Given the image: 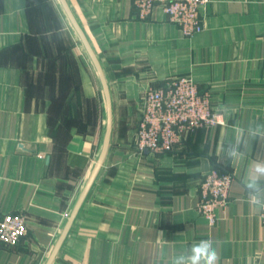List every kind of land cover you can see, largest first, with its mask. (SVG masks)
<instances>
[{"label": "crops", "instance_id": "1", "mask_svg": "<svg viewBox=\"0 0 264 264\" xmlns=\"http://www.w3.org/2000/svg\"><path fill=\"white\" fill-rule=\"evenodd\" d=\"M200 18L184 36L160 5L140 18L133 0H0V217L27 224L0 264H172L201 239L219 264H264L243 188L264 161L263 134L248 139L264 122V0H209ZM179 76L216 122L139 152L142 94ZM213 167L233 179L210 224L198 202Z\"/></svg>", "mask_w": 264, "mask_h": 264}, {"label": "built area", "instance_id": "2", "mask_svg": "<svg viewBox=\"0 0 264 264\" xmlns=\"http://www.w3.org/2000/svg\"><path fill=\"white\" fill-rule=\"evenodd\" d=\"M209 0H133L140 18L149 16L160 5L169 20L183 35L201 30L200 7ZM216 122L208 95H200L190 76H179L164 86L149 88L142 99L141 116L136 130L139 152H168L181 141L184 132ZM264 141V134H263ZM233 175L221 167H213L199 186L198 211L210 223L217 219V210L228 203ZM264 226V214H260ZM22 214L5 213L0 217V249L14 247L26 234Z\"/></svg>", "mask_w": 264, "mask_h": 264}, {"label": "clouds", "instance_id": "3", "mask_svg": "<svg viewBox=\"0 0 264 264\" xmlns=\"http://www.w3.org/2000/svg\"><path fill=\"white\" fill-rule=\"evenodd\" d=\"M254 129V130H251ZM264 130V122H252L248 139H252ZM248 142L243 137L242 131L236 136L235 143H229L226 152L230 158L242 154V148ZM243 188L247 194L248 203L260 214H264V161H255L249 174L243 181ZM219 253L215 241L201 239L191 245L185 253L175 257L172 264H219Z\"/></svg>", "mask_w": 264, "mask_h": 264}, {"label": "rangeland", "instance_id": "4", "mask_svg": "<svg viewBox=\"0 0 264 264\" xmlns=\"http://www.w3.org/2000/svg\"><path fill=\"white\" fill-rule=\"evenodd\" d=\"M206 4V3H205ZM201 25H202V20H201ZM179 28V27H178ZM180 29V28H179ZM202 29V28H201ZM200 31V30H199ZM198 32V31H197ZM195 33V32H194ZM193 34V33H192ZM184 36H189V35H184ZM169 81H171V80H169ZM150 88H155V87H150ZM149 89V88H148ZM147 90V89H146ZM144 93H145V91H144ZM144 93L142 94V96H141V100H140V105L142 106V99H143V95H144ZM140 114H141V111H140ZM137 130V129H136ZM135 136H136V131H135V135H134V140H135ZM136 142V141H135Z\"/></svg>", "mask_w": 264, "mask_h": 264}]
</instances>
